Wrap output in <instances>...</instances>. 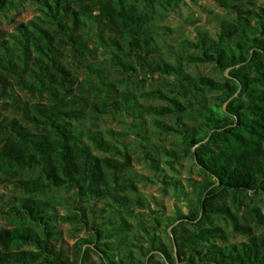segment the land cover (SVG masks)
<instances>
[{"label":"trees","instance_id":"16d2710c","mask_svg":"<svg viewBox=\"0 0 264 264\" xmlns=\"http://www.w3.org/2000/svg\"><path fill=\"white\" fill-rule=\"evenodd\" d=\"M36 1L43 17L19 24L7 39L0 40V100L16 102L15 89L46 100V103L23 104L20 119L0 122V181L19 183L30 195L11 208L10 214L16 216L13 227L0 231V264H86V260L81 262L83 251L73 262L55 251L58 234L46 215L49 204L36 197L52 187H68L80 196L95 200L110 197L115 203L128 204L121 194L136 189L135 183L122 175L131 166L128 146L121 144L118 150L121 160L98 156L84 139L91 140L98 150L109 152L111 146L103 134L96 130L76 131L66 118L78 119L83 113L79 108L81 103L90 107L93 120L105 113H128L134 117H142V113L135 98L118 94L117 88L103 77L96 84L85 81L99 100L83 85L77 87L69 59L83 63L92 54L83 27L88 19H94L103 31L116 33L109 43L119 50L127 34L130 48L141 51L139 58L152 74L178 70L166 62H150L153 51L145 37L143 19H146L133 8L126 9L123 0ZM18 5L13 0H0V10ZM232 8L238 14L236 22L223 25L219 40H199L198 54L187 59L189 64L214 63L219 70L229 71L224 81L201 77L194 82L196 88L200 85L220 92L217 103L204 108V128L187 129L180 125L177 144L183 147L182 151L165 150L176 158L192 155L206 176L199 214L180 219L198 221L196 228L188 231L182 223L173 231L176 255L183 264H264V235L255 232L264 226L261 209L251 210L254 220L251 226L225 200L230 194H264V8L257 15L259 29L244 28L241 7ZM236 36H239L237 42L233 41ZM225 40L231 41L230 44L224 45ZM169 101L171 107L148 108V111L161 116L175 113L181 124L183 113L193 108L192 102L183 105L175 99ZM68 107L72 109L67 110ZM152 125L157 129L167 127L159 121ZM140 138V145L146 143V158L155 160L158 151L147 131ZM32 170L38 171V177L24 179ZM212 214L225 216L236 232L252 239L237 245L213 243L216 238H226L220 228L202 226ZM85 245H97V240L85 241ZM89 251L91 248L86 250V255ZM159 251L171 260L167 250ZM145 264L162 263L150 258Z\"/></svg>","mask_w":264,"mask_h":264},{"label":"rangeland","instance_id":"374dc122","mask_svg":"<svg viewBox=\"0 0 264 264\" xmlns=\"http://www.w3.org/2000/svg\"><path fill=\"white\" fill-rule=\"evenodd\" d=\"M13 1L19 3L17 8L0 10V40L7 39L19 24L43 17L38 1ZM123 5L126 9L133 8L146 19H143L145 37L153 51L150 62H166L176 67L178 72L152 74L139 58L141 51L130 48L127 34L121 41L122 50H119L109 43V38L116 33L103 31L94 19H88L82 32L90 40L92 54L83 63L70 58L68 64L78 80L77 87L83 85L92 92L94 99L99 100L97 93L85 81L96 84L103 77L117 88L118 94H126L138 101L142 117L105 113L98 120H93L90 107L81 103L79 108L83 113L79 114L80 117L66 120L76 131L96 130L103 134L111 146L109 152L98 150L91 140L84 139L98 156L121 160L118 150L121 144L128 146L131 166L122 175L133 181L136 189L121 194L129 201L126 205L115 203L110 197L95 200L80 196L75 189L68 187H52L36 198L48 202L46 215L58 234L55 251L61 252L69 262L76 260L83 251L81 262L86 260V264H145L150 258L162 264H183L176 255L173 231L182 223L188 231L196 228L198 221L180 219L199 214L202 183L206 176L196 166L192 155L176 158L165 150L182 151L183 147L177 144L180 125L187 129L204 128V108L217 103L220 92L200 85L196 88L194 82L201 77L216 81L229 77V71L219 70L214 63L189 64L187 59L198 54L196 45L199 40H219L223 25L236 22L238 14L232 6L241 7L244 28L259 29L257 15L264 8V0H123ZM238 40L239 36L233 38L235 42ZM230 42L225 40L224 45ZM14 95L16 102L13 99L0 100V122L20 119L23 104L46 103L45 99L19 89H15ZM171 99L183 105L193 104L191 110L183 113L181 124L175 113L161 116L148 111V108L171 107ZM71 109L68 107L67 110ZM154 121L163 122L167 127L157 129L152 125ZM144 130L150 142L156 145L158 153L155 160L146 158V143L140 145V134ZM37 177L38 171L32 170L23 178ZM28 196L19 183L0 181V231L13 227L16 216L10 214L11 208ZM225 200L232 211L251 226L254 225L250 215L252 209L259 208L264 215V194H230ZM202 226L218 227L224 232L226 240L216 238L212 241L218 246L237 245L252 239L236 232L231 221L223 215H210ZM255 232L264 235V226ZM95 239L97 245H85V241ZM88 248L91 251L86 255ZM160 248L169 252L170 261L159 251Z\"/></svg>","mask_w":264,"mask_h":264}]
</instances>
